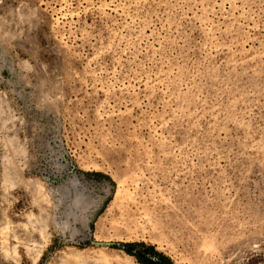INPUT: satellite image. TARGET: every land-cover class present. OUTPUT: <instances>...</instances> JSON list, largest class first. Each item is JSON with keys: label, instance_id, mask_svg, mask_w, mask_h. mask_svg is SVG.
I'll return each mask as SVG.
<instances>
[{"label": "rangeland", "instance_id": "1", "mask_svg": "<svg viewBox=\"0 0 264 264\" xmlns=\"http://www.w3.org/2000/svg\"><path fill=\"white\" fill-rule=\"evenodd\" d=\"M264 264V0H0V264Z\"/></svg>", "mask_w": 264, "mask_h": 264}, {"label": "trees", "instance_id": "2", "mask_svg": "<svg viewBox=\"0 0 264 264\" xmlns=\"http://www.w3.org/2000/svg\"><path fill=\"white\" fill-rule=\"evenodd\" d=\"M140 243L128 242L123 244L126 253L134 256L142 264H176L168 255L160 252L153 245H143L141 252L136 250Z\"/></svg>", "mask_w": 264, "mask_h": 264}]
</instances>
